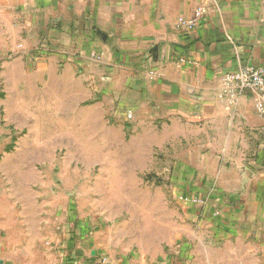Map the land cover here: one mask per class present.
<instances>
[{"label":"crops","instance_id":"0c3cea01","mask_svg":"<svg viewBox=\"0 0 264 264\" xmlns=\"http://www.w3.org/2000/svg\"><path fill=\"white\" fill-rule=\"evenodd\" d=\"M197 6V25L180 27ZM246 65L264 68V0H0V75L60 66L202 132L182 153L198 208L173 223L170 247L57 227L27 264H264V105L223 81ZM13 253L0 249V264H20Z\"/></svg>","mask_w":264,"mask_h":264},{"label":"rangeland","instance_id":"374dc122","mask_svg":"<svg viewBox=\"0 0 264 264\" xmlns=\"http://www.w3.org/2000/svg\"><path fill=\"white\" fill-rule=\"evenodd\" d=\"M61 71L0 75V249L27 264L29 248H52L57 227L170 247L173 223L197 207L182 153L201 130Z\"/></svg>","mask_w":264,"mask_h":264},{"label":"built area","instance_id":"2783aa9c","mask_svg":"<svg viewBox=\"0 0 264 264\" xmlns=\"http://www.w3.org/2000/svg\"><path fill=\"white\" fill-rule=\"evenodd\" d=\"M204 14V9L201 6H197L192 17L179 18L178 25L180 27L194 28L198 20ZM223 81L225 85L230 86V89H248L256 91L257 97L255 102L257 107L262 110L264 105V68L255 65H246L238 70L226 71L223 74ZM189 202H196L200 199L198 197L188 196L186 197Z\"/></svg>","mask_w":264,"mask_h":264}]
</instances>
